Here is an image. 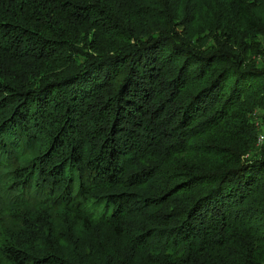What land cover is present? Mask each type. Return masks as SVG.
I'll return each mask as SVG.
<instances>
[{"label":"trees","instance_id":"obj_1","mask_svg":"<svg viewBox=\"0 0 264 264\" xmlns=\"http://www.w3.org/2000/svg\"><path fill=\"white\" fill-rule=\"evenodd\" d=\"M262 40L264 0H0V264H264Z\"/></svg>","mask_w":264,"mask_h":264},{"label":"rangeland","instance_id":"obj_2","mask_svg":"<svg viewBox=\"0 0 264 264\" xmlns=\"http://www.w3.org/2000/svg\"><path fill=\"white\" fill-rule=\"evenodd\" d=\"M262 43H263V46H264V40H262ZM263 53H264V51H263ZM254 60L255 61H261V60H263L264 61V55H262V56H260V57H257V58H254ZM261 135V134H260ZM263 143V141L262 142H258V138H257V143H256V146H258V147H260L261 146V144Z\"/></svg>","mask_w":264,"mask_h":264},{"label":"built area","instance_id":"obj_3","mask_svg":"<svg viewBox=\"0 0 264 264\" xmlns=\"http://www.w3.org/2000/svg\"><path fill=\"white\" fill-rule=\"evenodd\" d=\"M263 141V136L262 135H259V137H258V142L260 143V142H262Z\"/></svg>","mask_w":264,"mask_h":264}]
</instances>
